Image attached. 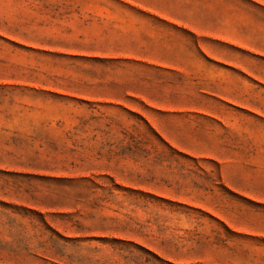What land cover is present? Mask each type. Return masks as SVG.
Returning a JSON list of instances; mask_svg holds the SVG:
<instances>
[{
	"label": "rangeland",
	"instance_id": "rangeland-1",
	"mask_svg": "<svg viewBox=\"0 0 264 264\" xmlns=\"http://www.w3.org/2000/svg\"><path fill=\"white\" fill-rule=\"evenodd\" d=\"M5 2L0 32L19 46L0 38V75L16 77L0 86V264H264V49L199 48L188 32L120 48L73 13L91 0ZM131 54L237 68L201 95L200 75L108 58ZM173 103L250 110L217 113L226 158L189 159L142 120Z\"/></svg>",
	"mask_w": 264,
	"mask_h": 264
},
{
	"label": "crops",
	"instance_id": "crops-1",
	"mask_svg": "<svg viewBox=\"0 0 264 264\" xmlns=\"http://www.w3.org/2000/svg\"><path fill=\"white\" fill-rule=\"evenodd\" d=\"M9 0H0V7L10 6ZM90 6L73 13L82 16L88 25L117 41L114 46L130 49L170 48L172 34L188 32L205 48V42H216L253 51L264 49V0H91ZM98 1V2H97ZM117 4L112 6L108 2ZM0 37L6 38L0 32ZM10 40V39H9ZM12 40V39H11ZM5 41V40H4ZM167 42V43H166ZM131 65H142L163 73L200 75V94H215L214 74L237 64L236 57L217 55H123ZM233 65V66H232ZM246 73V71H245ZM16 77L0 75V86H11ZM219 87V85H217ZM130 93V98H138ZM106 101L119 103L116 97ZM164 115L163 122L150 121L162 138L179 150V156L191 159L220 160L226 158L220 137L214 139L212 124L224 122L217 114L229 108L250 110L247 105L163 104L157 106ZM162 127V132L157 127ZM186 136V139L183 136Z\"/></svg>",
	"mask_w": 264,
	"mask_h": 264
},
{
	"label": "trees",
	"instance_id": "trees-1",
	"mask_svg": "<svg viewBox=\"0 0 264 264\" xmlns=\"http://www.w3.org/2000/svg\"><path fill=\"white\" fill-rule=\"evenodd\" d=\"M1 39L5 40L6 42H9L11 43L12 45L14 46H19V43L15 42V41H12V40H9V39H6V38H3V37H0ZM142 120L145 122V124L150 128V130L168 147L172 148L163 138L162 136L144 119L142 118Z\"/></svg>",
	"mask_w": 264,
	"mask_h": 264
}]
</instances>
